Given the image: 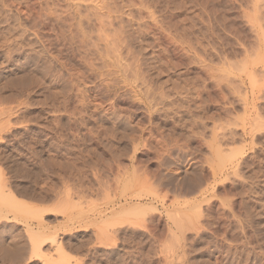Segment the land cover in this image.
Instances as JSON below:
<instances>
[{
	"label": "rangeland",
	"instance_id": "rangeland-1",
	"mask_svg": "<svg viewBox=\"0 0 264 264\" xmlns=\"http://www.w3.org/2000/svg\"><path fill=\"white\" fill-rule=\"evenodd\" d=\"M0 188V264H264V0H0Z\"/></svg>",
	"mask_w": 264,
	"mask_h": 264
},
{
	"label": "bare ground",
	"instance_id": "bare-ground-1",
	"mask_svg": "<svg viewBox=\"0 0 264 264\" xmlns=\"http://www.w3.org/2000/svg\"><path fill=\"white\" fill-rule=\"evenodd\" d=\"M261 1H262V0H261ZM255 2H256V1H255ZM260 3H261V2H260ZM102 5H103V4H102ZM251 5H252V4H251ZM78 7H79V6H78ZM248 10H249V9H248ZM250 12H251V10H250ZM260 16H261V15H260ZM253 18H254V17H253ZM262 19H263V18H262ZM258 21H259V20H258ZM250 23H251V22H250ZM262 23H263V22H262ZM252 25H253V24H252ZM70 27H71V26H70ZM90 28H91V27H90ZM87 30H88V29H87ZM78 31H79V30H78ZM86 33H88V32H86ZM78 34H79V33H78ZM83 35H84V33H83ZM86 36H87V35H86ZM87 37H88V36H87ZM92 42H93V41H92ZM87 44H89V43H87ZM91 45H93V44H91ZM38 46H39V45H38ZM45 47H46V46H45ZM41 48H42V47H41ZM190 49H191V48H190ZM253 49H254V48H253ZM116 50H117V49H116ZM254 50H255V49H254ZM121 51H122V50H121ZM255 51H256V50H255ZM45 52H46V51H45ZM95 52H96V51H95ZM97 52H98V51H97ZM116 52H117V51H116ZM253 52H254V51H253ZM41 53H42V52H41ZM43 53H44V52H43ZM46 55H47V54H46ZM91 55H92V54H91ZM251 55H252V54H251ZM254 55H255V54H254ZM95 56H96V55H95ZM115 56H118V55H115ZM122 56H123V55H122ZM124 56H125V55H124ZM140 56H141V55H140ZM44 58H45V57H44ZM117 58H118V57H117ZM120 58H121V57H120ZM142 58H143V57H142ZM46 59H47V58H46ZM86 59H87V58H86ZM114 59H115V58H114ZM116 60H117V59H116ZM142 61H143V60H142ZM240 61H241V60H240ZM107 62H108V61H107ZM110 62H111V61H110ZM117 62H119V60H118ZM242 62H243V61H242ZM114 63H115V62H114ZM142 63H143V62H142ZM150 64H151V63H150ZM238 64H239V63H238ZM240 64H241V63H240ZM243 65H244V64H243ZM49 66H50V65H49ZM121 66H122V65H121ZM138 66H139V65H138ZM138 66H137V67H138ZM146 66H147V65H146ZM142 67H143V66H142ZM236 67H237V66H236ZM120 68H121V67H120ZM124 68L126 69V67H124ZM132 68H133V66H132ZM232 68H233V67H232ZM144 69H145V68H144ZM139 70H140V69H139ZM125 71H126V70H125ZM137 71H138V70H137ZM141 71H142V70H141ZM260 71H261V70H260ZM143 72H144V71H143ZM147 72H148V71H147ZM145 73H146V72H145ZM258 73H259V72H258ZM258 73H257V74H258ZM132 74H133V73H132ZM126 76H127V75H126ZM136 76H137V75H136ZM140 76H141V75H140ZM143 77H144V76H143ZM143 77H142V78H143ZM262 78H263V77H262ZM133 79H134V78H133ZM139 79H140V78H139ZM143 79H144V78H143ZM18 80H19V79H18ZM133 81H134V80H133ZM143 81H144V80H143ZM146 82H147V81H146ZM149 85H150V84H149ZM10 87H11V86H10ZM239 87H240V86H239ZM148 90H149V89H148ZM166 90H167V89H166ZM239 91H240V90H239ZM240 92H241V91H240ZM161 93H162V92H161ZM217 93H218V92H217ZM232 94H233V93H232ZM161 95H162V94H160V96H161ZM163 95H164V94H163ZM168 95H169V94H168ZM146 96H147V95H146ZM164 97H165V96H164ZM164 97H162V99H164ZM208 97H209V96H208ZM131 98H132V97H131ZM135 98H136V97H135ZM160 98H161V97H160ZM189 98H190V97H189ZM132 99H133V98H132ZM153 99H154V98H153ZM153 99H152V100H153ZM221 99H222V98H221ZM151 103H152V102H151ZM166 104H167V103H166ZM174 104H175V103H174ZM170 105H171V104H170ZM174 106L177 107V105H174ZM149 107H150V106H149ZM155 107H156V106H155ZM153 108H154V107H153ZM167 108H169V107H167ZM177 108H178V107H177ZM177 108H176V109H177ZM181 108H184V107H181ZM174 110H175V109H174ZM178 110H179V109H178ZM178 110H177V111H178ZM253 110H254V109H253ZM153 111L157 112V110H155V109H153ZM169 111H171V108H170ZM172 111H173V110H172ZM162 112H163V111H162ZM166 112H167V111H166ZM167 113H168V112H167ZM171 113H172V112H171ZM220 113H221V112H220ZM169 114H170V113H169ZM184 114H185V113H184ZM226 115H227V114H226ZM177 116H178V115H177ZM180 119H181V118H180ZM180 119H179V120H180ZM202 120H203V119H202ZM261 120H262V119H261ZM192 121H193V120H192ZM193 124H194V123H193ZM260 124H261V123H260ZM195 125H196V124H195ZM203 125H204V124H203ZM207 125H208V124H207ZM261 125H262V124H261ZM201 126H202V125H201ZM216 126H217V125H216ZM225 126H226V125H225ZM179 127H180V125H179ZM204 127H205V126H204ZM189 128H190V127H189ZM191 128H192V127H191ZM205 128H206V127H205ZM221 128H222V127H221ZM186 129H188V128H186ZM195 129H196V128H195ZM203 129H204V128H203ZM203 129H202V130H203ZM222 129H223V128H222ZM202 130H201V131H202ZM218 130H219V129H218ZM203 131H204V130H203ZM210 132H211V131H210ZM218 132H219V131H218ZM218 132H217V133H218ZM223 132H224V131H223ZM201 133H202V132H201ZM219 133H220V132H219ZM198 136H199V135H198ZM191 137H193V136H191ZM195 137H196V136H195ZM196 139H198V138H196ZM191 140H192V139H191ZM52 141H53V140H52ZM109 142H110V141H109ZM224 142H225V141H224ZM181 143H182V142H181ZM204 145H205V144H204ZM208 145H209V144H208ZM218 146H219V144H218ZM210 147H211V146H210ZM221 147H222V146H221ZM179 148H180V147H179ZM179 148H178V149H179ZM223 148H224V147H223ZM231 148H232V146H231ZM217 149L220 150L218 147H217ZM229 149H230V148H229ZM175 150H176V149H175ZM218 150H217V151H218ZM221 150H222V149H221ZM167 151H169V150H167ZM233 152H234V151H233ZM171 153H172V152H171ZM161 154H164V153L162 152ZM166 154H167V153H166ZM173 154H174V153H173ZM168 155H169V154H168ZM168 155H167V156H168ZM170 156H171V155H170ZM209 156H210V155H209ZM219 156H220V155H219ZM224 156H226V155H224ZM158 157H159V156H158ZM161 157H162V156H161ZM161 157H160V158H161ZM70 158H71V157H70ZM160 158H159V159H160ZM207 158H209V157H207ZM76 159H77V158H76ZM81 159H82V158H81ZM220 159H221V158H220ZM160 160H161V159H160ZM162 160H163V162L165 161V162H171V163H172L170 157H166V156H165V158L162 157ZM208 160H210V158H209ZM221 161L223 162V160H221ZM221 161H220V162H221ZM163 162H162V163H163ZM165 162H164V163H165ZM222 162H221V163H222ZM162 163H161V165H162ZM173 163H174V162H173ZM173 163H172V164H173ZM206 163H207V162H206ZM166 164L168 165V163H165V165H166ZM169 164H170V163H169ZM163 165H164V164H163ZM170 165H171V164H170ZM168 166H169V165H168ZM178 166H179V165H178ZM184 166H185V165H184ZM76 167H77V166H76ZM91 167H92V166H91ZM181 167H182V166H181ZM181 167H180V168H181ZM183 168H184V170H185V173H184V174H187V172H186V171H187V168H186V167H183ZM185 168H186V169H185ZM133 170H134V169H133ZM184 170H183V171H184ZM236 170H237V169H236ZM179 171H181V170H179ZM196 171H197V170H196ZM237 171H238V170H237ZM22 172H23V171H22ZM145 172H147V171H145ZM24 173H25V172H24ZM188 173H189V172H188ZM35 174H36V173H35ZM73 174H74V173H73ZM174 174H175V172H174ZM174 174H168V173H167V175H165L166 180L169 179V180L171 181L173 178L175 179V175H174ZM176 174H177V172H176ZM178 174H180V172H179ZM178 174H177V175H178ZM181 174H183V173H181ZM33 175H34V174H33ZM215 175H216V174H215ZM4 176H5V175H4ZM204 176H205V175H204ZM204 176H203V177H204ZM160 177H161V176H160ZM160 177H159V178H160ZM163 177H164V176H163ZM176 177H177V176H176ZM179 177H180V176H179ZM194 177H195V176H194ZM184 178H185V177H184ZM198 178H200V177H198ZM213 178H214V177H213ZM213 178H212V179H213ZM98 179H99V178H98ZM100 179H101V178H100ZM162 179H163V178H162ZM162 179H161V180H162ZM185 179H186V178H185ZM193 179H194V178H193ZM200 179H201V178H200ZM5 180H6V179H5ZM131 180H132V179H131ZM159 180H160V179H159ZM179 180H180V179H179ZM191 180H192V179H191ZM198 180H199V179H198ZM3 181H4V180H3ZM174 181H175V180H174ZM183 181H184V180H183ZM188 181H189V180H188ZM88 182H89V181H88ZM160 182H162V181H160ZM172 182H173V181H172ZM181 182H182V181H181ZM4 183H5V182H4ZM36 183H37V182H36ZM193 183H195V182H193ZM200 183H201V182H200ZM148 184H149V183H148ZM151 184H152V183H151ZM164 184H165V183H164ZM168 184H169V183H168ZM170 184H172V183H170ZM173 184H174V183H173ZM175 184H176V183H175ZM178 184H179V183H178ZM179 185H180V184H179ZM182 185H183V184H182ZM182 185H181V186H182ZM186 185H187V184H186ZM195 185H196V184H195ZM4 186H5V185H4ZM4 186H3V187H4ZM8 186H9V185H8ZM97 186H98V185H97ZM103 186H104V185H103ZM3 187H2V188H3ZM79 187H80V186H79ZM197 187H198V186H197ZM199 187H200V186H199ZM5 188H6V187H5ZM5 188H4V189H5ZM26 188H27V187H26ZM84 188H85V187H84ZM179 188H180V187H179ZM179 188H178V189H179ZM187 188H188V187H187ZM187 188H186V189H187ZM0 189H1V188H0ZM4 189H3V190H4ZM113 190H114V189H113ZM184 190H185V189H183V192H184ZM96 191H97V190H96ZM173 191H174V190H173ZM181 191H182V187H181ZM114 193H115V192H114ZM168 193H169V192H168ZM6 194H7V193H6ZM30 194H31V193H30ZM40 194H41V193H40ZM80 195H81V194H80ZM84 195H85V194H84ZM47 196H48V195H47ZM67 196H68V195H67ZM115 196H116V195H115ZM179 196H180V195H179ZM29 197H30V196H29ZM40 197H41V196H40ZM174 197H176V196H174ZM181 197H182V196H181ZM2 199L5 200V203H8V204L10 203L8 206H10V205H11L12 207H15V206H16V208H17V206H19V207H21V208L24 209V213H25V212L27 213V211L30 212V210H29V209H30L29 205L21 204V206H20V205L17 204L18 201L16 200V198H15V196H14V193H8V195L3 196V198H1L0 200H2ZM70 199H71V198H70ZM4 200L2 201V203L4 202ZM7 200H8V202H7ZM63 200H64V199H63ZM71 200H72V199H71ZM81 200H82V199H81ZM10 201H11V202H10ZM61 201H62V200H61ZM89 201H90V200H89ZM0 202H1V201H0ZM20 202H21V201H20ZM72 202H74V201H72ZM60 203H61V202H60ZM81 203H82V201H81ZM3 204H4V203H3ZM72 204H73V203H72ZM73 205H74V204H73ZM83 205H84V204H83ZM83 205H81V207H82ZM8 206H7V207H8ZM12 207H11V208H12ZM78 207H79V206H78ZM64 208H65V207H64ZM64 208H63V209H64ZM66 208H67V207H66ZM66 208H65V209H66ZM31 209H32V208H31ZM38 210H39V209H38ZM38 210L35 209V210H32V212L34 211V214H35L36 211H37V213L39 212ZM42 210H44V209L41 207V211H40V212H42ZM61 210H62V209H61ZM19 211H20V210H19ZM63 211H64V210H63ZM32 212H31V213H32ZM37 213H36V214H37ZM169 213H170V212H169ZM27 214H30V213H27ZM170 214H171V213H170ZM182 214H183V213H182ZM7 215H8V214H7ZM183 215H184V214H183ZM185 216H186V215H184V217H185ZM145 217H146V216H145ZM168 217H169V216H168ZM186 217H187V216H186ZM186 217H185V218H186ZM171 218H173V217L171 216ZM171 218H170V219H171ZM189 218H190V217H189ZM196 218H197V216H196ZM198 218H199V217H198ZM173 219H174V218H173ZM187 219H188V218H187ZM171 220H172V219H171ZM188 220H189V219H188ZM196 220H197V219H196ZM123 223H124V222H123ZM184 223H185V222H184ZM120 224H121V223H120ZM136 225H137V224H136ZM119 227H120V226H119ZM186 227H187V226H186ZM120 228H121V227H120ZM133 228H134V227H133ZM187 228H188V227H187ZM189 231H190V230H189ZM196 231H197V230H196ZM113 233H114V232H113ZM104 235L106 236L107 234H106V233H103V236H104ZM94 237H95V236H94ZM106 237H107V236H106ZM176 240H177V239H176ZM53 241H54V240H53ZM81 241H82V240H81ZM132 241H133V240H132ZM18 245H19V244H18ZM170 245H171V244H170ZM169 248H170V247H169ZM175 250H176V249H175ZM64 252H65V251H64ZM68 254H69V253H68ZM1 255H2V254H1ZM18 258H19V257H18Z\"/></svg>",
	"mask_w": 264,
	"mask_h": 264
}]
</instances>
